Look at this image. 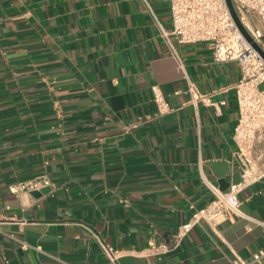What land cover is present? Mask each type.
<instances>
[{
  "label": "crops",
  "instance_id": "obj_1",
  "mask_svg": "<svg viewBox=\"0 0 264 264\" xmlns=\"http://www.w3.org/2000/svg\"><path fill=\"white\" fill-rule=\"evenodd\" d=\"M147 3L171 32L169 1ZM155 18L143 0H0V264H110L90 230L120 264H232L264 249L263 177L238 194L246 217L216 233L199 222L148 254L213 199L202 176L224 191L240 175L238 63L214 62L207 42L169 34L170 47ZM254 152L264 165V131ZM40 175L39 196L8 189Z\"/></svg>",
  "mask_w": 264,
  "mask_h": 264
},
{
  "label": "built area",
  "instance_id": "obj_2",
  "mask_svg": "<svg viewBox=\"0 0 264 264\" xmlns=\"http://www.w3.org/2000/svg\"><path fill=\"white\" fill-rule=\"evenodd\" d=\"M155 18L147 0H143ZM172 23L171 32L166 31L155 21L161 35L172 47L169 34L175 36L178 43L207 42L214 62L236 61L240 78L233 85L238 109V121L233 131L235 150L233 158L240 170L238 180L231 182L227 190H220L204 176L203 181L213 194V199L198 210L191 221L178 226L171 242H150L149 255L165 254L175 248L199 222H205L213 231L227 219L229 214L246 217L241 210L238 194L264 177V165L255 155L258 135L264 131V0H231L234 11L251 41L247 40L239 25L234 20L226 0H168ZM259 47L263 55L257 50ZM173 48V47H172ZM174 51V49H173ZM175 56L180 60L176 51ZM153 100L158 114L171 110L157 85L151 86ZM193 102H209L207 96L199 95L193 86L189 87ZM210 103V102H209ZM224 102L211 103L216 111ZM49 180L45 175L34 177L9 186V191L16 194L23 191L32 192L47 186ZM264 225V222H259ZM91 236L98 242L110 264L119 263V251L106 244L97 233ZM26 247L25 242H21ZM264 258V249H257L250 258L235 256L232 264H256Z\"/></svg>",
  "mask_w": 264,
  "mask_h": 264
},
{
  "label": "water",
  "instance_id": "obj_3",
  "mask_svg": "<svg viewBox=\"0 0 264 264\" xmlns=\"http://www.w3.org/2000/svg\"><path fill=\"white\" fill-rule=\"evenodd\" d=\"M226 2H227V5H228V7H229V10H230V12H231V14H232L234 20H235L236 23L239 25V27H240L241 31L243 32L244 36L247 38V40L251 41L249 35H248L247 32L244 30V28L242 27V25L240 24V22H239V20H238V17H237V15H236L235 11H234L233 6H232L231 0H226ZM254 45H255V44H254ZM255 47H256L257 50L263 55V53H262V51L259 49V47L256 46V45H255ZM48 190H49V186H45V187L41 188L40 190L32 191V194H34V195H38V196H39V195H41V194L47 192Z\"/></svg>",
  "mask_w": 264,
  "mask_h": 264
}]
</instances>
